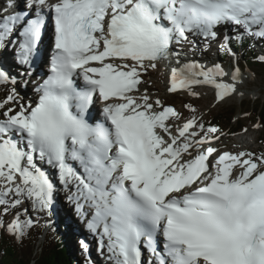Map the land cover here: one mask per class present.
Instances as JSON below:
<instances>
[{
	"label": "snow or ice",
	"instance_id": "snow-or-ice-1",
	"mask_svg": "<svg viewBox=\"0 0 264 264\" xmlns=\"http://www.w3.org/2000/svg\"><path fill=\"white\" fill-rule=\"evenodd\" d=\"M0 13V49L15 50L25 85L54 24L36 100L21 103L0 69V87L12 85L0 99V233L23 244L32 213L52 214L47 166L110 264H264V152L221 151L225 133L193 104L185 118L141 91L167 62L168 93L243 95L238 57L230 70L205 68L175 49L223 30L220 49L235 57L233 39L264 40V0H3Z\"/></svg>",
	"mask_w": 264,
	"mask_h": 264
},
{
	"label": "rangeland",
	"instance_id": "rangeland-1",
	"mask_svg": "<svg viewBox=\"0 0 264 264\" xmlns=\"http://www.w3.org/2000/svg\"><path fill=\"white\" fill-rule=\"evenodd\" d=\"M235 32H233L231 35H234ZM235 36V35H234ZM223 39V38H222ZM218 40L217 44L214 46L213 50L211 51V57H209V43L206 41H201L198 38H196V43L193 45L192 50H187L186 53L197 55L202 59L204 62L203 65H205L206 68L212 67L214 64H220L222 65V59L220 58V42L222 40ZM205 42V43H204ZM260 45V41H258ZM232 48V47H231ZM233 49V48H232ZM258 51H261V49L256 48ZM181 51L183 52V48L181 46ZM234 51V49H233ZM231 56V55H230ZM183 60L185 62V58L183 56ZM182 60V61H183ZM244 72V76H248L249 78L246 79L241 85H240V92L243 93V95L236 94L234 97H231L230 99H227L226 102L217 104L215 102L214 96H212L211 91L208 89H204L203 86L197 87L195 90L201 94L200 99H194L193 97L189 96L186 93H180V94H174V93H168L167 88L169 86L168 84V78L163 81H160L159 85H161L164 89L163 90H153L152 85L154 84V79L152 76L145 77V81L147 83L142 86V90L144 87L148 88L149 94L151 93L152 98L154 100L156 97H158V94H161L160 99L166 104L171 105L175 109H177L179 112L183 114L185 118L190 117L191 113L184 107L185 103H191L195 108L198 109L197 115L203 117V121L206 125H214L217 123H221L220 128L222 127V130L224 131L225 135L221 137V140L216 143V146L221 151H232V152H239V151H252L257 154L264 152V145H259L257 142L258 139L263 137V126L262 123L259 121L258 117L255 116V113L250 110L252 107V101L251 98L254 97L256 99H264V73L258 74L254 76L250 71L245 72L244 70H241ZM161 74V73H160ZM163 78V76H162ZM12 85L10 84V88ZM24 86L18 84L17 86V92L19 93L18 99L22 98L20 100L21 103L24 102L23 97L28 100V96L25 95L23 92ZM5 94V93H4ZM2 89L0 88V97L3 96ZM155 96V97H154ZM1 97L0 99H3ZM243 101H246V106L243 105ZM28 102V101H27ZM236 112L235 118L233 117L232 123H228L226 120H223V122H220L222 119V116L227 113H233ZM244 124L247 126V131L244 132L240 136H232L230 130H235L239 123ZM259 150V151H257ZM64 205L65 202H62ZM45 217H38L37 214L33 215L32 218L34 220H38V226L35 227L32 230L30 238L26 239L28 241V245L30 244L31 247L35 250L36 248L37 253L41 251V247L43 246L45 242V238L42 236L44 232L50 231L49 227L46 226L48 223H54L55 219H57L56 214ZM13 217L9 215L5 219V223L11 221ZM5 236L7 234L0 233V236ZM8 236V235H7ZM77 241H74V244H76ZM19 244V243H18ZM24 244V243H23ZM80 245V249L77 247H72L74 250V253H82L84 249L82 247L81 242L77 243ZM25 245V244H24ZM28 249V246L26 245L23 249V254H25L26 250ZM85 251V250H84ZM22 256V253H21ZM34 257H37V254L34 255ZM92 264V263H91Z\"/></svg>",
	"mask_w": 264,
	"mask_h": 264
},
{
	"label": "trees",
	"instance_id": "trees-1",
	"mask_svg": "<svg viewBox=\"0 0 264 264\" xmlns=\"http://www.w3.org/2000/svg\"><path fill=\"white\" fill-rule=\"evenodd\" d=\"M252 41H254V38L246 37L243 39V42L233 40L231 44L238 54L240 63L244 67H248L252 74L256 76L264 73V63L259 59L264 56V40H259L261 42L260 49L262 53L253 48L254 42L252 43ZM223 55L227 56L224 52ZM251 101L252 107L250 110L255 113V116L262 123V141H264V99H251ZM243 105L246 106V101H243ZM235 114L236 112L234 111L233 113L223 115L220 122L226 120L229 124L232 123ZM215 125L220 128L221 123ZM244 129H247V126L240 122L235 130L230 131L234 134H240ZM58 226L55 229L52 228V239L46 240L41 251L37 253V257H34L36 249L34 250L31 245L27 244L28 249L23 254L24 244H18L12 238L2 235L0 238V264H88L84 254L74 253L69 247L70 243H73V236L68 237L69 222L67 220L60 221Z\"/></svg>",
	"mask_w": 264,
	"mask_h": 264
},
{
	"label": "bare ground",
	"instance_id": "bare-ground-1",
	"mask_svg": "<svg viewBox=\"0 0 264 264\" xmlns=\"http://www.w3.org/2000/svg\"><path fill=\"white\" fill-rule=\"evenodd\" d=\"M1 5H3V1L2 0H0V6ZM217 42L218 41L209 43V47H208V49H209V57H211V51L213 50V48L217 44ZM182 48H183V52H181V53H182V55L185 58V62H197L200 65L204 64L202 59H200L201 56L198 57L197 55H192V54L190 55V54L186 53L187 50L190 51V50L193 49V45H191V44H183ZM14 55H15V50L12 49L11 47L0 49V69H3L6 72H8L11 77H15V79L18 82V84L24 86L23 92L25 93L26 96H28V98L33 97V96H35L34 94L36 93V92L34 93V91H35L34 90V88H35L34 80H36V81L38 80V76H39V74H41V72H40L39 69L36 70V71L32 70L33 73L31 72V76L30 77L29 76H23V80L30 81V82L27 83V85H25V83L21 80V77L23 75V72H21V70H25V68L22 67L21 70H20L18 67H16V65L14 64V61H13ZM166 66L168 67L167 63H166ZM164 70H166L165 67H164ZM149 75L152 76L153 79H154V81H153L154 84L152 85V89L153 90H158L159 89L160 91L163 90L164 88L161 85H159L160 84L159 82L163 81L162 80L163 78H162V76L160 74V71L159 70L150 71L148 73V76ZM246 77L249 78V75L248 76L246 75ZM150 95H151V93H150ZM157 96L158 97H156V98H160L161 94H158ZM152 99L154 100V98H152ZM96 104H99L98 101L96 102ZM51 174L52 173H50V175ZM63 194L68 196L69 193L67 191H62V194H57V193L54 194V204H53V210H52V214L51 215L56 214L57 217L63 218V217L68 216V215H73V213H74L75 217H70V219H73V218L74 219L75 218L79 219L78 216H77L78 214H77V211H76L75 208H73V213H72V212H70V208L68 206L62 204V202L64 201V199H63L64 197L62 196ZM32 214L35 215L36 213L33 212ZM45 216L46 215H44L43 217H45ZM54 221L56 222V219ZM76 236H77V239H76L77 242H80V239L84 238L80 233H76ZM88 236H86L84 238V240L89 238ZM77 242H76V244H74V242H73L72 245H73V247H77V248L80 249V247L77 244ZM82 243H84V242H81V244ZM87 249H89L91 251V254H92V251L95 249L94 244H88ZM88 256H90V255H88Z\"/></svg>",
	"mask_w": 264,
	"mask_h": 264
}]
</instances>
